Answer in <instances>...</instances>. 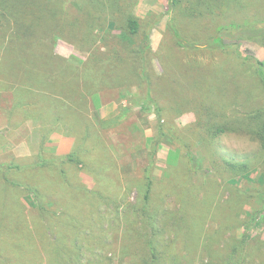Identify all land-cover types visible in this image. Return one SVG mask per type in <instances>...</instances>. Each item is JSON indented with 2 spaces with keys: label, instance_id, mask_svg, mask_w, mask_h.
I'll return each instance as SVG.
<instances>
[{
  "label": "rangeland",
  "instance_id": "374dc122",
  "mask_svg": "<svg viewBox=\"0 0 264 264\" xmlns=\"http://www.w3.org/2000/svg\"><path fill=\"white\" fill-rule=\"evenodd\" d=\"M0 13V264H264V0H0ZM30 26L36 51L67 62L46 66L57 90L74 67L76 102L57 96L55 113L8 63L9 49L28 62ZM216 36L232 47H208Z\"/></svg>",
  "mask_w": 264,
  "mask_h": 264
},
{
  "label": "trees",
  "instance_id": "16d2710c",
  "mask_svg": "<svg viewBox=\"0 0 264 264\" xmlns=\"http://www.w3.org/2000/svg\"><path fill=\"white\" fill-rule=\"evenodd\" d=\"M167 1H168L169 6L171 7V5L174 3L175 0H167ZM0 17H2L4 19L6 18L3 13H0ZM130 23L133 26V22H130ZM30 27H32V28H30ZM30 27L26 28V30H23L21 33L23 36V40L26 43V46L28 48V53L30 55V56L28 55L29 57H26L28 59V62H26V63H24V65H22L17 60V57L14 56L17 54L15 52V50L9 49L8 51H12L13 53H12V55H9L10 60L8 61V63L10 65V68H12L14 73H16L14 81H18L17 79H23L24 80L23 83L28 88L26 90L30 92L29 93L30 95H31V93H33V95H38V96L42 95V96L48 97V101H50V102L54 101L55 106H51V107H52V111L55 113V111L57 110V107H58V101H57L58 97L57 96L62 97V102L64 104H66V102H68V104L69 103L72 104V103L76 102L75 99H77V97L74 94V92H75L74 87H72V89L68 87L69 85H70V87L73 86L74 67L71 64H65V66L67 65L66 67L60 66V70L58 67V70L61 72V75L66 74L67 76L62 77V84L60 85L61 90H57L55 87L57 85L59 76H57L56 73H54V72L53 73L47 72L46 66L49 64V61L53 62V58L58 59V60H63V59L58 58L55 55H52V53L48 52L47 49L42 50L43 52L36 51L35 50L36 49L35 44H37V43L31 41L33 35L35 34L32 31H36V28L34 26H30ZM5 28H7V27H5ZM12 29H14V28H12ZM10 36L12 38L11 40L14 42L15 32L12 31ZM33 46H34V48H32ZM11 47H14V45H11ZM208 47L214 48V49L219 48V49L223 50V49H228L232 46L224 44L221 36H216V37L211 39V41L208 44ZM146 49H149L148 45H147ZM64 62L67 63L66 61H64ZM141 63H142L141 64V70H140L141 78L144 79L147 82V84L149 85L150 84L149 80H148L147 76L145 75V61L142 59ZM255 63L257 65L258 75H259L261 81L264 83L263 65L257 59H255ZM84 65H85V68L88 70L89 67L86 64H84ZM22 67H23V69H21ZM60 72H58L57 74L59 75ZM60 78L61 77H59V79ZM67 88H69V89H67ZM71 99H73L72 102H70ZM79 99L81 100V98H79ZM84 99L85 98L82 97L83 102H84ZM150 101H151V96H150V92L148 91L146 98L143 102V110L144 111H148V107L145 104H147ZM67 109L70 110V112L73 111V110L71 111V107H69V106L67 107ZM66 114H68V113H66ZM72 114H73V112H72ZM79 124H80V122H79ZM85 126L87 128V132H86V137H87V134H88V131H89V128L91 125L86 123ZM85 126H84V128H85ZM154 155H155V151L152 150L150 156H154ZM65 158H67L69 161H73L75 158V153L66 155ZM152 166H153V162H150L148 168L146 169V174H145V190H144V195H143L145 202H144V206H143V213H145V208L147 206L146 202H148L149 194H150L151 186H152V180H151V176H150V168ZM151 252H152V255L154 256L152 258V261H154L155 255H154L153 249H151Z\"/></svg>",
  "mask_w": 264,
  "mask_h": 264
}]
</instances>
